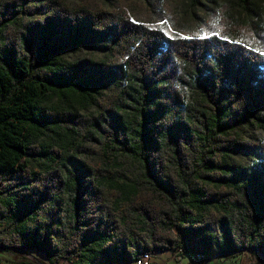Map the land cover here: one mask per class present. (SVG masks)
<instances>
[{"label":"trees","instance_id":"16d2710c","mask_svg":"<svg viewBox=\"0 0 264 264\" xmlns=\"http://www.w3.org/2000/svg\"><path fill=\"white\" fill-rule=\"evenodd\" d=\"M0 8L20 26L0 38V251L23 256L14 264H131L176 248L264 259V145H249L246 168L229 134L264 108L259 43L169 37L123 9L65 0ZM64 36L106 43L101 63L64 60ZM103 75L151 87L142 103L127 90L107 99ZM94 108L88 128L81 113Z\"/></svg>","mask_w":264,"mask_h":264},{"label":"rangeland","instance_id":"374dc122","mask_svg":"<svg viewBox=\"0 0 264 264\" xmlns=\"http://www.w3.org/2000/svg\"><path fill=\"white\" fill-rule=\"evenodd\" d=\"M65 1L68 2L69 5L85 4L91 8H96L105 12H110L113 9H123L129 15L131 22L158 29L169 37L206 38L217 35H236L238 39H242L246 44H252L255 41L264 49V0H251L249 9H244L240 0ZM14 20V16L10 13L4 15L2 19L0 18V38L10 29L15 31L20 30V26H18L19 23H14L10 29L7 28V25L11 24V22H15ZM64 43L65 44L62 45L63 47L60 48V56L66 61L77 62L79 64H89L90 62L92 64H100L101 60L104 58V46L106 43L104 44L99 41L88 42L83 37H80L77 42L71 43L65 36ZM103 76H105V81H103L104 89L102 91V96L107 99L118 98L122 96V91L127 90L132 97L142 103L141 99H143L145 89L151 87L149 84L145 85L141 82L129 83L124 79L119 80V84H116L114 78L107 77L106 75ZM179 95L185 104H194L190 101V92L188 89L180 88ZM126 102L130 104L132 100L126 99ZM128 110L130 111L131 109ZM101 112V109L94 108L85 113H81L82 120H87L89 128L90 121L99 116ZM229 134L235 138L237 144L242 147L233 152L232 157L235 162L246 168L255 165V159L253 158L249 145H264V108L256 113L255 117H250ZM82 141L83 140L79 138L78 141H75L74 147L68 149L64 153V163L67 168H72V166L79 161L80 147L75 148V146H79ZM173 251L151 254L152 256H143L140 259H152V264H155L158 262V258L153 257L154 255L171 253L170 255L172 257L170 256V258H173L175 262ZM167 254H165L162 259L169 258ZM30 256L38 260H43V258L36 253H30ZM239 256L244 259V262L256 261L260 264H264V259L257 253L244 252ZM193 257H188V255L184 253L183 263L189 264ZM23 259L21 255L0 251V264H14ZM135 261L131 264H134ZM227 261H229L230 264L242 263V259L239 260L236 258ZM206 262L216 264L208 260H206ZM60 264L69 263L63 262Z\"/></svg>","mask_w":264,"mask_h":264},{"label":"built area","instance_id":"2783aa9c","mask_svg":"<svg viewBox=\"0 0 264 264\" xmlns=\"http://www.w3.org/2000/svg\"><path fill=\"white\" fill-rule=\"evenodd\" d=\"M173 256H174L176 264H183L184 251L182 248H178V250L176 252H173ZM151 260L152 259H149V260H146L143 263H139V264H152ZM189 264H210V263L198 262V261L194 260V258H193ZM240 264H242V263H240ZM245 264H260V263H258L256 261H248Z\"/></svg>","mask_w":264,"mask_h":264},{"label":"crops","instance_id":"0c3cea01","mask_svg":"<svg viewBox=\"0 0 264 264\" xmlns=\"http://www.w3.org/2000/svg\"><path fill=\"white\" fill-rule=\"evenodd\" d=\"M165 254H167V253H165ZM165 254H157V255H154L153 257H157L158 258V262L157 263H155V264H175V262H174V260H173V258H170V254H167L168 256H169V258H167V259H162V257L165 255ZM172 257V256H171ZM236 259H242V263H246L247 261H245L244 262V259L243 258H241V256H239V257H236ZM154 264V263H153ZM183 264H185V262L183 263ZM223 264H230V262L229 261H226V262H224Z\"/></svg>","mask_w":264,"mask_h":264},{"label":"bare ground","instance_id":"6f19581e","mask_svg":"<svg viewBox=\"0 0 264 264\" xmlns=\"http://www.w3.org/2000/svg\"><path fill=\"white\" fill-rule=\"evenodd\" d=\"M177 250H178V248L175 249L173 252H176ZM144 260L146 261V260H148V258H146V259H138L137 261L134 262V264L143 263ZM194 260H196V261H198V262H205V263H208V262H206V261L204 260L203 256H201V255L196 256V257L194 258Z\"/></svg>","mask_w":264,"mask_h":264}]
</instances>
